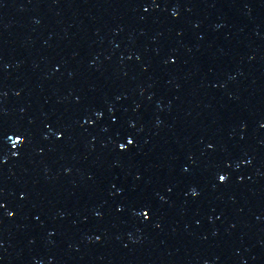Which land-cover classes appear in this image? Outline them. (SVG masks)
<instances>
[{"label":"snow or ice","instance_id":"6c2138e0","mask_svg":"<svg viewBox=\"0 0 264 264\" xmlns=\"http://www.w3.org/2000/svg\"><path fill=\"white\" fill-rule=\"evenodd\" d=\"M221 179H224L223 177H221Z\"/></svg>","mask_w":264,"mask_h":264}]
</instances>
